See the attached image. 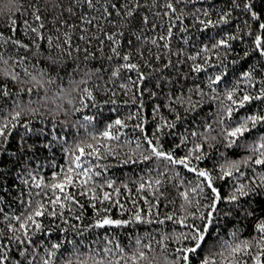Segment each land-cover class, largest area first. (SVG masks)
<instances>
[{
  "label": "trees",
  "instance_id": "16d2710c",
  "mask_svg": "<svg viewBox=\"0 0 264 264\" xmlns=\"http://www.w3.org/2000/svg\"><path fill=\"white\" fill-rule=\"evenodd\" d=\"M0 264H264V0H0Z\"/></svg>",
  "mask_w": 264,
  "mask_h": 264
}]
</instances>
